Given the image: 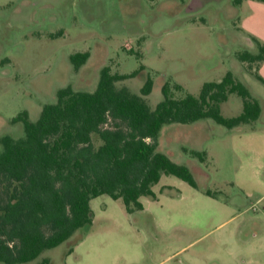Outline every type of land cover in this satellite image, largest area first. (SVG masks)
<instances>
[{
    "label": "rangeland",
    "instance_id": "374dc122",
    "mask_svg": "<svg viewBox=\"0 0 264 264\" xmlns=\"http://www.w3.org/2000/svg\"><path fill=\"white\" fill-rule=\"evenodd\" d=\"M259 45L264 46L260 0H0V137L22 138L23 123L12 120L27 111L37 121L42 107L57 101L60 89L95 91L104 67L129 75L143 65L137 77L117 86L140 95L150 76L153 91L144 98L153 109L163 100L167 83L182 98L198 95L204 83L231 72L263 110L261 121L233 130L212 120L164 127L159 151L192 167L199 188L164 175L153 187L155 197L140 199L146 210L141 215L129 214L122 200L95 198L90 202L92 226L30 264H44V259L53 264H118L115 260L132 250L126 237L150 213L166 223H183L181 236L175 234L181 244L176 241L173 250L156 254L158 260L191 244L178 259L203 253L213 264L216 254L222 263L233 251L236 264L247 262L248 253L264 264V219L256 221L264 214V200L258 202L264 195V83L257 78L264 79V62L248 64L238 58L243 52L258 54ZM78 52L91 56L76 72L70 56ZM242 111L243 100L235 94L222 105L225 117ZM250 132L256 133L254 139ZM94 141L100 144L97 136ZM185 149L205 152L206 161L192 158ZM163 186L168 190L161 192ZM238 188L243 199L237 200L243 196ZM203 191L221 195L227 203ZM170 209L194 210L171 215Z\"/></svg>",
    "mask_w": 264,
    "mask_h": 264
},
{
    "label": "trees",
    "instance_id": "16d2710c",
    "mask_svg": "<svg viewBox=\"0 0 264 264\" xmlns=\"http://www.w3.org/2000/svg\"><path fill=\"white\" fill-rule=\"evenodd\" d=\"M90 56L72 54L74 70L84 67ZM238 58L248 64L264 62V46L259 45L258 54L243 52ZM144 69L141 65L122 75L104 67L95 91L60 89L57 101L44 105L37 121H31L27 111L12 120L23 123L24 136L0 137V262L30 264L87 230L93 223L90 202L100 196L122 200L133 214L143 210L142 197H155L153 187L164 175L198 189L187 165L158 150L164 127L212 120L233 130L262 116L259 101L231 72L204 83L198 95L187 93L182 98H176L167 83L162 87L163 100L153 109L144 98L153 91L150 76L140 95L117 86ZM234 94L242 98L243 111L225 117L222 105ZM184 151L206 161L205 152ZM206 194L213 196L210 191ZM43 263L52 264L49 259Z\"/></svg>",
    "mask_w": 264,
    "mask_h": 264
},
{
    "label": "crops",
    "instance_id": "0c3cea01",
    "mask_svg": "<svg viewBox=\"0 0 264 264\" xmlns=\"http://www.w3.org/2000/svg\"><path fill=\"white\" fill-rule=\"evenodd\" d=\"M255 134H256L255 132H250V136L248 137L250 139L251 138L254 139ZM159 149H160V140H159L158 150ZM190 169L193 171L192 167H190ZM167 188H169V186H163L161 189V192L164 190H168ZM239 190L237 194L243 193V196L237 197V200L243 199V197L245 196V193L241 189ZM203 192L205 193V191ZM179 197H182V196L179 195ZM213 198H215V200L217 199V201L218 200L221 201V203H227L222 198L221 195L220 196L216 195L215 197L213 196ZM263 200H264V195H262L258 199V202H263ZM193 210L194 209H184V210L170 209L167 212L171 215L173 214L186 215V214H192ZM144 212H146L145 208L139 211V214L141 215V213H144ZM262 219H264V214L257 216L256 221L260 222L262 221ZM183 222L188 223L186 221H183ZM182 224L183 223L181 221L174 222V223H166L163 221V218L157 217L155 213H150V215L147 214V217H144L138 225L135 224L134 225L135 227L133 226L132 234H131L132 237L130 239L126 237L125 241H128V243H130L131 241L133 243L131 245L132 247L131 252L127 254L122 253L119 256L120 257L119 259L115 258L116 263L118 264H122V263L123 264H209L210 261L208 260L206 256H203V253L197 254L195 256L190 255V256H187L185 259H178L180 255L182 254V252L183 253L186 252L187 248H189L191 244L181 245L180 248L175 253L168 254L161 260L157 259L156 254H158L159 252L160 253L169 252V250L174 249L176 245V241L178 242L175 234L178 232V228L181 227ZM178 233H179V236H181L182 233L181 232H178ZM128 235H129V232H128ZM222 237L224 236H221V240H222ZM227 237L231 238V240L233 239L231 235ZM182 240L183 239H180L178 244H181ZM94 249H95V246H92L89 252L90 255H92V252ZM247 255H248V261L243 262V264H259V263H256L254 259H252L251 253H248ZM227 257H229V260L227 262L220 263V261L217 258V255L214 254V258L211 260V262L213 264H236L235 262H233V259L236 260L235 258H233L234 257L233 251H230L229 256L227 255Z\"/></svg>",
    "mask_w": 264,
    "mask_h": 264
}]
</instances>
